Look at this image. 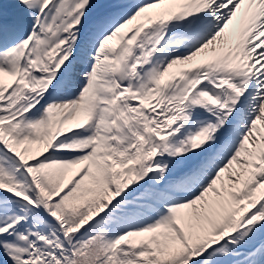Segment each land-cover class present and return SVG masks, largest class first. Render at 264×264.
<instances>
[{"label": "snow or ice", "instance_id": "snow-or-ice-1", "mask_svg": "<svg viewBox=\"0 0 264 264\" xmlns=\"http://www.w3.org/2000/svg\"><path fill=\"white\" fill-rule=\"evenodd\" d=\"M0 264H264V0H0Z\"/></svg>", "mask_w": 264, "mask_h": 264}, {"label": "rangeland", "instance_id": "rangeland-1", "mask_svg": "<svg viewBox=\"0 0 264 264\" xmlns=\"http://www.w3.org/2000/svg\"><path fill=\"white\" fill-rule=\"evenodd\" d=\"M6 80H7V78H6ZM71 176V173H69V177Z\"/></svg>", "mask_w": 264, "mask_h": 264}]
</instances>
